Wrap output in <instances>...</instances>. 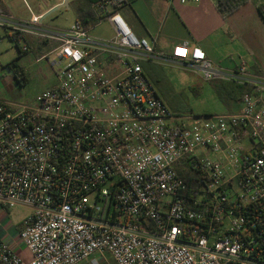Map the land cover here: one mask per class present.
Here are the masks:
<instances>
[{"label":"built area","instance_id":"1","mask_svg":"<svg viewBox=\"0 0 264 264\" xmlns=\"http://www.w3.org/2000/svg\"><path fill=\"white\" fill-rule=\"evenodd\" d=\"M125 2L93 5L109 40L78 20L46 30L30 8L28 20L0 13V26L57 43L61 66L31 104L0 101V208L31 210L18 235L31 259L0 240V264H264V78L175 47L173 62L244 92L238 113H174L140 64L158 57ZM110 62L124 67L111 76Z\"/></svg>","mask_w":264,"mask_h":264},{"label":"crops","instance_id":"2","mask_svg":"<svg viewBox=\"0 0 264 264\" xmlns=\"http://www.w3.org/2000/svg\"><path fill=\"white\" fill-rule=\"evenodd\" d=\"M31 1L5 0L4 6L9 14L13 13L12 7L14 5L20 4L21 7L24 6L27 16L22 19L28 20L31 16V12L28 8H30L35 15L44 17L54 8L59 7L65 2V0ZM98 1L99 0H69V7L75 15V21L78 20L82 23L81 20L77 19V7L83 9L89 8L93 14V5ZM261 8L264 11V0H247V2L242 4L233 13L226 15L218 9V5L213 0H202L200 3L186 4L180 3L179 0H126V2L120 6L119 10L134 34L139 39L147 40L154 47L158 58L152 60L143 58L140 59V64L150 80L153 77L156 81H159L156 72L158 68L163 65H177L185 69H191L202 76L200 72L195 71L186 63H176L172 61L171 55L174 48L183 45H187L189 49H193L194 47L201 48L205 52L207 58L217 67L235 70L242 63H245L249 76L264 78V69L259 66L250 69L244 61H241L239 64H232V62L229 64L224 63V59H228L229 57L231 58L230 61H232V54H230L228 50L229 45L227 44L229 38L232 41L236 35L244 37L243 39L247 46L251 48L248 42L249 38H253L251 23L253 22L264 30V16L260 10ZM243 21L245 22V26H242ZM105 23L109 24L108 22H102L89 27L90 34L92 35V30L95 27ZM109 26L111 27L110 24ZM9 29L10 28L4 27L6 34ZM111 31V36H92L99 40H109L114 36L112 27ZM11 35L12 36L9 35L11 41L16 37L19 45L23 42V47H27L26 50L18 49L20 56L35 50L37 55L40 54L42 55L41 58H45L48 55H53V51L57 46V43L53 41H46L26 34L13 33ZM45 49H47V53L44 52ZM251 55H253V53ZM101 59L107 64L110 61L108 54H104ZM123 67V64L110 62L107 67V73L111 76H115ZM208 82L212 83L218 98L225 106L226 112L221 114L238 113L240 111V99L231 96L229 92L223 88L221 84L222 81ZM173 112L177 113L175 111ZM16 208L24 210V214L15 224L7 222L10 218L11 209L4 210L0 208V240L11 246L18 255L28 261L31 259L30 252L22 245L18 235L31 210L26 207ZM103 264L115 263L112 257L107 255Z\"/></svg>","mask_w":264,"mask_h":264},{"label":"rangeland","instance_id":"3","mask_svg":"<svg viewBox=\"0 0 264 264\" xmlns=\"http://www.w3.org/2000/svg\"><path fill=\"white\" fill-rule=\"evenodd\" d=\"M12 12L17 19L27 16L24 6L21 7L20 4L14 5ZM42 22L46 30L56 32L70 28L75 22V15L70 8L62 7L43 18ZM242 26H245L244 21ZM251 26L253 40L248 39L251 48L247 46L244 37L236 35L232 41L229 38L227 44L229 45L228 50L232 54V61L229 57L224 59V63L239 64L244 61L250 69L255 66L264 69V30L253 22ZM13 33L14 31L9 29L6 34L4 27L0 26V65L4 68L1 71V76L4 79L0 80V101L14 106L29 105L39 93L56 84V72L61 66L54 64L56 60L54 55L41 58L42 55H37L35 50L20 56L15 42L9 39V35L12 36ZM92 35L111 36V27L106 23L95 27L92 30ZM19 46L22 48L23 42ZM44 52L47 53V49ZM252 53L253 55H251ZM13 62L24 71L26 83H19L14 78L13 72H7L6 67H9ZM156 75L159 81L152 77V84L160 98L171 110L182 115L195 116L226 112L212 83L204 80L199 73L177 65H163L158 68ZM23 214L24 210L13 208L10 210V218L7 222L15 224Z\"/></svg>","mask_w":264,"mask_h":264},{"label":"trees","instance_id":"4","mask_svg":"<svg viewBox=\"0 0 264 264\" xmlns=\"http://www.w3.org/2000/svg\"><path fill=\"white\" fill-rule=\"evenodd\" d=\"M247 2V0H219L218 3V9L223 13V14H231L235 10H237L242 4ZM263 16L264 12L262 8L260 9ZM0 13H7V10L4 6V3L0 0ZM76 15L77 19L81 20L83 25L87 28L94 26L96 24V18L93 16L92 12L90 11L89 8H76ZM16 80L19 81V83H26L27 79L25 76L24 71L20 67L17 66L15 62H13L11 65H9ZM21 79V80H20ZM223 88L229 92V94L233 97L236 98H241L242 93L244 92V87L237 85L232 82H221Z\"/></svg>","mask_w":264,"mask_h":264},{"label":"water","instance_id":"5","mask_svg":"<svg viewBox=\"0 0 264 264\" xmlns=\"http://www.w3.org/2000/svg\"><path fill=\"white\" fill-rule=\"evenodd\" d=\"M62 7L70 8V7H69V0H65V2H64L62 5H60V6L57 7V8H54L50 13H48L47 15H45L43 18H45L46 16H48V15L51 14L52 12H54V11H56V10H58L59 8H62Z\"/></svg>","mask_w":264,"mask_h":264}]
</instances>
